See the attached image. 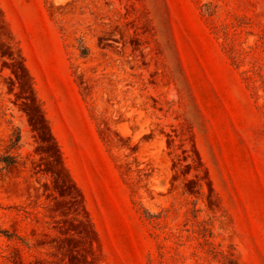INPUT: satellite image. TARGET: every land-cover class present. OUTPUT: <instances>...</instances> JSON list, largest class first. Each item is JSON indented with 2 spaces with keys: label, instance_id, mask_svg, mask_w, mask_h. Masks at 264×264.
<instances>
[{
  "label": "rangeland",
  "instance_id": "1",
  "mask_svg": "<svg viewBox=\"0 0 264 264\" xmlns=\"http://www.w3.org/2000/svg\"><path fill=\"white\" fill-rule=\"evenodd\" d=\"M0 264H264V0H0Z\"/></svg>",
  "mask_w": 264,
  "mask_h": 264
}]
</instances>
